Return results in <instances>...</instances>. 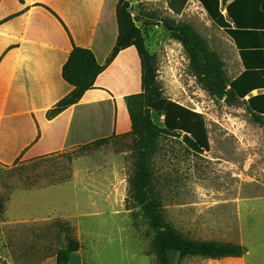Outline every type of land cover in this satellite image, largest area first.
<instances>
[{
  "label": "rangeland",
  "instance_id": "374dc122",
  "mask_svg": "<svg viewBox=\"0 0 264 264\" xmlns=\"http://www.w3.org/2000/svg\"><path fill=\"white\" fill-rule=\"evenodd\" d=\"M129 11L146 48L157 59L164 96L204 116L209 151L194 155L178 138H162L151 158L163 215L180 233L200 241L242 247L240 258H189L174 264H264V125L244 104L228 106L201 90L187 72L182 47L161 26L165 19L191 25L215 50L228 77L237 55L196 0L179 15L169 0H130ZM145 22L156 23L146 26ZM162 127L163 118L151 114ZM93 139L101 137L95 136ZM76 156L72 149L0 165V264H55L67 224L81 249L69 264H157L152 234L128 200L136 159L128 133ZM111 137V136H110Z\"/></svg>",
  "mask_w": 264,
  "mask_h": 264
},
{
  "label": "trees",
  "instance_id": "16d2710c",
  "mask_svg": "<svg viewBox=\"0 0 264 264\" xmlns=\"http://www.w3.org/2000/svg\"><path fill=\"white\" fill-rule=\"evenodd\" d=\"M188 0H169L168 8L179 15ZM212 24L234 44L243 72L231 81L218 53L189 24L165 19L161 26L178 43L187 60V72L210 98L232 106L244 104L252 120L264 125V0H196ZM130 0H119L116 6L117 39L104 65L96 62L89 49L73 47L62 67V79L72 91L46 112L52 120L73 105L93 88L97 77L117 55L134 48L140 61L141 92L126 98L130 120L129 135L134 141L136 155L129 180L128 200L139 208L152 234L151 251L157 264H174L175 260L200 258L221 260L240 258L239 245L215 241H200L180 233L163 215V203L155 194L151 158L162 138H178L188 152L200 155L209 151V137L204 116L164 96L158 81L157 59L146 48L140 28L134 24L129 11ZM225 11V14H223ZM146 26H155L145 22ZM253 92H258L253 96ZM248 97V99H246ZM163 118L162 127L155 124L151 114ZM101 138L71 148L81 156L106 145L112 138ZM17 160V159H16ZM4 199L0 197V213ZM65 232V244L55 255L56 264H68L71 256L81 249L67 224H56Z\"/></svg>",
  "mask_w": 264,
  "mask_h": 264
},
{
  "label": "crops",
  "instance_id": "0c3cea01",
  "mask_svg": "<svg viewBox=\"0 0 264 264\" xmlns=\"http://www.w3.org/2000/svg\"><path fill=\"white\" fill-rule=\"evenodd\" d=\"M118 1L0 0V165L92 142L94 133H129L126 98L141 92L134 48L121 51L77 104L52 120L45 117L72 91L61 71L73 47L91 50L104 65L118 35ZM225 37L237 55L231 67L237 74L228 77L233 81L244 69Z\"/></svg>",
  "mask_w": 264,
  "mask_h": 264
},
{
  "label": "built area",
  "instance_id": "2783aa9c",
  "mask_svg": "<svg viewBox=\"0 0 264 264\" xmlns=\"http://www.w3.org/2000/svg\"><path fill=\"white\" fill-rule=\"evenodd\" d=\"M194 79V78H193ZM190 109V108H189ZM190 110H192V111H194V112H197L196 110H194V109H190Z\"/></svg>",
  "mask_w": 264,
  "mask_h": 264
}]
</instances>
